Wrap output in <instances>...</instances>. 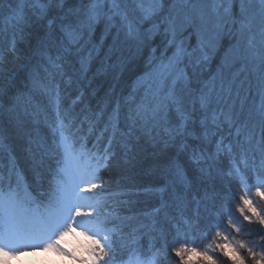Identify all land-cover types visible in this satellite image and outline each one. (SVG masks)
I'll return each instance as SVG.
<instances>
[{"label":"snow or ice","instance_id":"obj_1","mask_svg":"<svg viewBox=\"0 0 264 264\" xmlns=\"http://www.w3.org/2000/svg\"><path fill=\"white\" fill-rule=\"evenodd\" d=\"M5 3L9 27L0 40V120L7 119L10 128L0 127V153L8 161L0 164V259L41 248L82 259L56 244L79 228L94 242L85 249L92 264H118L126 250L133 251L136 264H157L173 253L186 264L195 249L184 244L169 249L155 224L165 243L146 260L136 256V234L125 232L106 187L121 163H132L134 141L147 139L173 153L170 167L178 176L187 166L195 179L212 183L203 229L206 234L216 229L212 251L232 264L233 257L241 264H264V207L258 211L253 205L264 199V0H0V10ZM98 25H103L99 40ZM144 53L142 72L118 91L123 74ZM10 62L13 68L6 70ZM109 75L112 82L97 108L77 112L96 94L97 77ZM17 77L25 90L17 88ZM253 89L258 102L249 103ZM37 93L47 103L28 100ZM41 117L51 142L34 130L32 121ZM100 124L107 143L89 149L81 133L86 126L95 134ZM237 185L244 189L238 197ZM237 199L243 220L260 225L258 240L220 230L227 216L228 226L242 232L232 212ZM195 219L190 228H200L199 207ZM172 220L177 239L187 238L180 221ZM203 258L215 264L207 251Z\"/></svg>","mask_w":264,"mask_h":264},{"label":"trees","instance_id":"obj_2","mask_svg":"<svg viewBox=\"0 0 264 264\" xmlns=\"http://www.w3.org/2000/svg\"><path fill=\"white\" fill-rule=\"evenodd\" d=\"M7 9L8 4L5 3L2 6V10H0V40L5 36L3 30L9 27L5 19L8 15ZM102 33L103 25H98L96 32L98 40ZM191 42L194 44L195 38H193ZM111 43V38H109L106 41L105 52L107 51V46ZM118 55L119 54L112 57L113 62L116 61ZM125 55H127V52H125ZM146 58L147 53H144L142 57H137L133 70L123 74L118 91L121 88H127L131 81L135 79V75L142 72L145 67ZM103 59L104 57L101 55L100 60ZM218 63L219 58L211 65L210 71L214 72ZM13 66L11 62L8 63L6 70H11ZM97 67H99V61L92 66L93 72H95ZM111 82V75L107 77L98 76L94 84V87L97 89L96 94L94 96L90 95L87 103L80 105L76 111L79 112L80 108L85 107L96 109L98 102L103 98L105 92L108 91ZM24 85L25 81L21 77H17V88L25 90ZM13 91L15 92V89ZM73 99H75V96H73ZM253 99H256L258 102V97L255 96L254 89L252 95L248 97V102L251 103ZM28 100L33 105L38 102L47 103L46 99L40 97L39 93H37L35 97H29ZM25 103H27V101L22 102L20 107V113L22 115L24 114ZM32 124L34 125L35 132L41 139H46L51 142V129L49 125L44 122L42 117L39 121H32ZM0 127L10 128L7 119L0 120ZM103 128L104 125L100 124L99 131H96L95 134H89L85 126L81 135H83V142L87 144L89 149H92L93 145L100 147L101 144L107 143L106 139L101 136ZM121 131H126L123 125H121ZM12 135L14 136V132ZM18 143L19 141L15 140L14 147ZM134 143V159L132 163L127 165L121 163L119 166V174L114 180L110 181L106 187L111 190L109 195L117 202V212L121 217L125 232L136 234L137 242L134 246V250H139L136 253L140 255V258L146 260L156 248L161 247L165 243V240L159 239V231L154 232L153 224H155L157 230H164L169 249L172 247H179L181 244H184L188 248L195 249V255H193V252H189L186 255V264H208V262L200 258L205 251L212 257L215 264H232V262L219 251H212L214 247L213 237L216 229L212 228L211 232L207 234L203 231L208 223L209 216V214L205 212L204 201L206 199V191L209 196L211 195L212 183H202L199 179H195V172L191 167L187 166L184 168L183 177L178 176L170 167V160L172 159L173 153L161 151L147 139H140L139 142L134 141ZM7 162L6 156L0 153V164H5ZM181 163L184 164L183 158H181ZM21 164H23V161H21ZM105 176H107V173H105ZM219 186V182H217V187L219 188ZM236 187L238 189V197L243 194L244 189L240 185ZM236 203H238V199L232 202V212L238 220L237 226H244L242 227V232L238 234L228 226L227 216H225L223 227L220 230L224 232L225 235L236 236L238 239L245 241L253 239L258 240L259 236L256 235V231L260 228V225L255 221L251 224H249L248 221H244L239 212L235 210ZM253 204L257 207V210L260 211L261 208L264 207V199L256 198ZM198 207L200 228H190L189 224H196L195 218L197 216ZM181 213H183V215H181ZM172 217L180 221L181 233L187 232V238L182 234L180 238L177 239V224L175 220H172ZM184 221H188L189 223L185 224ZM118 223H120V221H118ZM248 232H251L252 235H248ZM216 242L219 243L218 238ZM259 250L260 249H257V251ZM189 255H191V257ZM131 256H134L133 251L126 250L122 254V260L119 261L118 264L128 261ZM157 264H179V260L174 257L173 253L167 260L162 261L158 258ZM248 264H250V262H248Z\"/></svg>","mask_w":264,"mask_h":264},{"label":"clouds","instance_id":"obj_3","mask_svg":"<svg viewBox=\"0 0 264 264\" xmlns=\"http://www.w3.org/2000/svg\"><path fill=\"white\" fill-rule=\"evenodd\" d=\"M71 233V235H69ZM69 240L70 244L66 251L71 252L73 257H80L83 255L82 259L73 258L71 262L62 261L55 257L46 256L44 253H37L38 258L22 260L19 264H92V260L88 254L85 253V249L92 246L94 243L85 233L82 231H77L76 229H69L65 234L61 235L56 241V244L61 247L65 238ZM230 251V250H229ZM195 255V253H193ZM235 259V264H241L239 259Z\"/></svg>","mask_w":264,"mask_h":264},{"label":"rangeland","instance_id":"obj_4","mask_svg":"<svg viewBox=\"0 0 264 264\" xmlns=\"http://www.w3.org/2000/svg\"><path fill=\"white\" fill-rule=\"evenodd\" d=\"M254 205V204H253ZM77 231H82V229H76ZM69 235H71V233H69ZM69 240L67 239V237L65 238V241L63 242V244L61 245V247L65 248V250H67V248L69 247ZM37 253H44L46 256H49V257H55L59 260H62V261H68V262H71L72 261V257L71 256H63L61 255L60 253L52 250V249H49L48 251H45L44 249H37L36 251H24V252H21L19 255L17 256H9L7 258H4V259H0V264H19L20 261L22 260H29V259H34V258H38L36 256ZM191 257V255H189ZM187 256V257H189ZM201 256V255H200ZM210 256V255H209ZM203 261L207 262L206 260H204L203 256L200 257ZM198 258V259H200ZM194 259V258H193ZM196 259V258H195Z\"/></svg>","mask_w":264,"mask_h":264}]
</instances>
